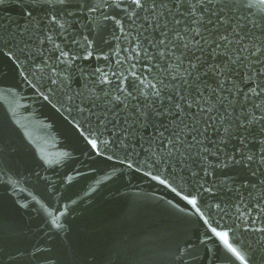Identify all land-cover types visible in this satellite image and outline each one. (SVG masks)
<instances>
[{
	"label": "water",
	"instance_id": "1",
	"mask_svg": "<svg viewBox=\"0 0 264 264\" xmlns=\"http://www.w3.org/2000/svg\"><path fill=\"white\" fill-rule=\"evenodd\" d=\"M87 3L98 10L89 13L83 8L51 23L49 18L41 21L35 34L20 36V46L29 47L23 54L17 53L19 60L11 53L0 54V264H264L261 177H249L242 165L216 168L223 158L222 148L234 152L240 146L238 140L221 146L218 137L222 133L205 132L202 144L210 151L201 153L193 140L199 128L187 117L185 123L197 132H188L183 139L194 147L185 149V157L179 153L168 157L176 164L170 165L161 160L166 140L151 141L155 127L141 129L131 124L129 133L142 132L148 139L141 141L139 135L134 140L126 138L127 146L121 143L122 133L112 135L114 128L125 126V119H132L124 113H119V120L112 116L123 108L114 97L137 85L141 91L151 90L154 77L163 75L167 59L156 56L149 62L143 57L139 43L153 51L143 39L149 33L139 27L142 23L147 28L148 21L141 18L132 24L123 9L109 8L103 0ZM222 7L221 14L231 26L243 29L240 35L249 33L256 42L264 39L252 28L253 23H264V0H228ZM187 10L177 12L175 18ZM154 11L150 9L148 14ZM162 19L171 21L169 10ZM24 23L19 9L0 10V24ZM151 35L160 38L159 31ZM181 43L177 41L173 51H183ZM215 46L204 53L198 70L227 60L219 53L212 57ZM192 55L200 52L184 59L190 61ZM252 59H259V54ZM186 66L190 65L181 68ZM253 67L259 74V66ZM236 71L238 76L229 75L239 80L243 71ZM165 80L178 84L181 95L187 90L194 99L207 96L217 104L214 111L228 115L226 105L234 94L228 80L219 93L215 91L219 84L214 72L205 71L197 81L202 91L183 84L179 77L171 80L165 76ZM250 86L251 81L242 83L235 99L239 101ZM163 95L172 97L162 101L163 106H171L172 115L158 118L161 130L170 120L179 119L175 103L183 104L176 89ZM253 99L248 104L260 103L255 100L259 97ZM129 100L131 105L147 102L142 97ZM131 105L129 110L135 113ZM184 108L197 115V107L184 104ZM240 110L239 103L233 105V117ZM105 113L108 123L100 124ZM149 114L151 117L150 110ZM174 131L178 129L167 131L166 136ZM248 148L257 156L264 155L258 140H251ZM239 156L237 153L236 158ZM205 167L213 169V174L205 176ZM237 174L241 180L251 179L255 186L235 185L231 192L212 186L214 178H219V184L223 176ZM242 183L248 185L249 181Z\"/></svg>",
	"mask_w": 264,
	"mask_h": 264
},
{
	"label": "snow or ice",
	"instance_id": "2",
	"mask_svg": "<svg viewBox=\"0 0 264 264\" xmlns=\"http://www.w3.org/2000/svg\"><path fill=\"white\" fill-rule=\"evenodd\" d=\"M227 2L228 0H103V4L109 8L123 9L125 16L132 24H136L141 18L148 21L147 28L142 23H139V27L143 32L149 33V36L143 39H147L153 51L150 53L148 45L144 44V42L138 45L140 51L149 62L155 60L156 56H159V59L162 61L167 59V67L162 69L163 75L154 77L156 83L151 84V90L141 91L140 86L137 85L133 91L120 90L123 99H121V96L114 97L116 102L123 104V108L113 112L112 116L119 120V113H124L126 117H132V119H125V126L114 128L112 135L116 136L117 132L122 133L120 138L121 143H125V146H127L125 142L126 138L134 140L136 135H139L141 141L148 139L143 136L142 132L129 133L127 128L131 124H138L141 129L155 127L156 134H150L151 141L166 140L167 142L166 146L161 148V160L170 165H176L168 157L174 156L177 153H179L180 157H185V149L194 147V145L186 144L183 139L184 135L188 132H197L196 127L189 128L187 123H185V119L191 117L193 123L199 128V139L197 135H194L193 140L199 145L201 153L210 151L202 144V141L206 139L204 133L208 131L222 133L218 137V143L221 146L225 144L231 145L233 140L239 141L240 146L236 147L234 152L224 151L222 148L223 158L216 164V168L223 169L228 168L230 165H242L249 177L256 178L259 175L261 177L259 183L261 186H264V174H261L264 171V155L257 156L255 152L248 148V143L251 140H258L260 143L259 151L264 153V95H262L264 94V39L256 42V40L249 38V33L240 35L243 29L238 30L236 27H232L229 20L221 14L223 13L222 5ZM9 7L19 9L25 23L23 26L11 24V27L8 24H0V54L6 55L7 53H11L17 60L20 59V55L17 53L23 54L25 49L29 47L27 44L21 47L19 37L23 35L30 37V34H35L40 29L41 21L49 20L50 18L49 22L51 23L56 21L58 16L60 18L71 17L83 8H88L89 13L98 10V6L93 7L87 3V0H0V10ZM141 9L143 12L140 16H137V12ZM150 9L155 10L151 15L148 14ZM184 9L188 10L183 11V15L180 18H175V14ZM165 10H169V17L172 18L171 21L169 19H162ZM133 17H136V19H133ZM185 21H188V23L186 24ZM153 22H155V26H153ZM230 27L232 28L231 32L229 31ZM252 28L258 29L261 32V36L264 37V23L260 25L253 23ZM155 31L160 32L159 39L151 35ZM170 33L171 35H169ZM197 36L200 39H193V37ZM48 39L51 40V37H48ZM177 41L182 42L180 46L183 51H173ZM213 44L216 46L211 48L212 57L215 58L219 53L227 56V60L221 63L214 62L213 64H209L203 71L198 70V66L205 58L204 53ZM234 45L235 47H233ZM237 46H239V50ZM197 51L200 52V55H192L190 61L184 59L186 55ZM235 53H247V55H236ZM258 54L259 59H252V57ZM242 56L243 60H241ZM182 64L190 66L181 68ZM253 65L259 66V74ZM156 67L159 68L160 65L157 64ZM237 69L243 71V76L239 80L233 79V75H239V72L236 71ZM205 71L214 72L218 78L219 87L215 89L217 93L225 87V80L230 82L228 88L234 94V98L228 101L226 105L225 111L228 115L218 114L214 111L217 104L209 100L207 96L196 97L194 99L187 90H185L184 95H181L178 84H173L170 80L166 82L165 80V76L170 77L171 80H176L179 77L183 81V84L189 87L195 86L197 91H202L201 85L197 81L200 80ZM229 73L233 75H229ZM188 77H192V79L189 80ZM241 81L243 84H248L251 81L252 86L248 87L244 91L243 97L237 101L235 96L242 90ZM209 87L211 86L209 85ZM172 89H176V95L183 101V104L176 102L174 108V111L180 113V117L178 120H170L167 127L161 130L162 126L159 125L158 118L172 115V112L169 111L171 106L165 107L162 104L164 99L171 101L172 97H165L163 93ZM136 97H142L147 102L131 105L129 98L135 100ZM254 97H259V99L255 100H259L260 103L252 102L248 104V101H253ZM225 99L227 98L225 97ZM201 100L207 102L201 104ZM217 100L219 101V96ZM237 103L241 106V110L238 116L233 117L232 106ZM184 104L188 108L197 107V115L192 116L190 112H186ZM130 105L135 107V113L129 110ZM112 107H114V104ZM158 107H162L163 111H158ZM205 108L207 109L206 112L203 111ZM149 110L151 111V117ZM90 114L93 115V113ZM105 117L104 120L100 121V124L106 125L108 123L107 113H105ZM243 117L247 118L244 119ZM210 124L215 125V127H210ZM174 128L178 129V131H174L171 135L166 136V132ZM92 146L95 148L96 144L93 143ZM237 153H240L239 158H236ZM165 157H167L166 160ZM201 158L205 163H209L206 156H202ZM183 166L188 167L187 164ZM189 170L192 171L191 168ZM192 174L197 175V171H193ZM212 174L213 169L204 168L205 176ZM223 177L222 180H219V184L216 183L219 178H214L212 186L227 189L229 192L233 191V186L235 185H239L241 188L255 186L252 184L251 179L241 180L239 174ZM246 180L249 181L248 185L242 183ZM261 210L264 211V209ZM229 247L231 248V245ZM231 250L236 252L234 248ZM237 255L239 254L237 253Z\"/></svg>",
	"mask_w": 264,
	"mask_h": 264
}]
</instances>
